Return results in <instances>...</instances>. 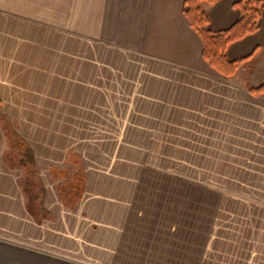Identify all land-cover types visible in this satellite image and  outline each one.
Here are the masks:
<instances>
[{
    "label": "crops",
    "instance_id": "1",
    "mask_svg": "<svg viewBox=\"0 0 264 264\" xmlns=\"http://www.w3.org/2000/svg\"><path fill=\"white\" fill-rule=\"evenodd\" d=\"M234 1L201 3L210 30L235 21ZM182 5L87 0L82 10L71 5L65 27L64 20H27V0H0V112L32 147L45 188L36 210L26 170L5 159L8 137L0 123V264H264V94L248 90L264 81V0L257 30L225 50L228 60L251 54L230 76L203 59ZM81 12L87 13L82 26ZM81 70L102 78L108 101L115 99L102 107L119 108L125 142L144 141L141 150L158 151L164 141L167 156L180 143H193L182 145L196 150L185 156L231 158L222 177L141 180L128 170L133 165L116 160L93 179L64 139H48L64 150L42 149L27 135V108L34 122L61 124L48 111L58 108L51 100L63 104L73 95ZM123 147L137 156V146ZM70 158L85 177L73 205L39 172L46 166L52 179ZM219 165L217 159L212 166Z\"/></svg>",
    "mask_w": 264,
    "mask_h": 264
},
{
    "label": "rangeland",
    "instance_id": "2",
    "mask_svg": "<svg viewBox=\"0 0 264 264\" xmlns=\"http://www.w3.org/2000/svg\"><path fill=\"white\" fill-rule=\"evenodd\" d=\"M86 2L87 0H27V20L39 23L43 21H52L59 22L60 24L64 20L63 24L65 23V27H70L71 5L77 4L82 10V8H85ZM83 15H85L84 18H82ZM80 16L81 19L79 21L82 26V24L87 21V13L81 12ZM39 23H36L37 27L40 26ZM41 27L42 30L45 29L44 26ZM39 29L40 28H31L28 31L35 32L39 31ZM83 30L84 29L80 30L81 55L87 51L86 45L82 46V42L86 41V39H83ZM66 31L67 30H65V32ZM81 64L83 65L82 60ZM80 72V84H74L73 95L65 97L63 104L62 102L51 100L54 104H57L58 108L49 109L48 111L55 118L53 120H58L61 124L49 125V123L43 124L41 122H34L28 115L29 111L27 108V135L39 139L33 142L39 144L42 149L51 148L53 150H64L57 142L54 141L51 143V141L48 140L56 138H61V140L64 139L65 144L69 148L82 154L84 166L93 179L96 178L95 174H98L100 170L111 168L109 166L114 165L116 160L126 165H133L132 167L128 166V170L135 171L136 176L141 180H217L222 177L223 172L221 171L226 166L225 162H229L231 158L185 156V152L190 153L196 150L186 151L185 147H182V145L191 144L193 146V143H180V149L178 147L174 150L170 149L171 155L167 156L166 153L168 151L164 141L160 143V149L158 151L141 150L139 148V143L146 145L147 142L144 141L125 142L122 137L125 136L126 133L123 134V132H121V130H124L125 126L120 122L119 108L116 107L117 109H115L111 107L108 109L102 107V105L105 104L111 106L115 104V99L113 97L111 101H108L110 94L104 90L105 87L102 85V78L99 79L98 77L94 78L87 76L86 70H81ZM92 79L93 84L89 83ZM100 83L101 85H98ZM46 101L45 104H51L49 101ZM22 114L26 113L23 111ZM179 128H181V126L177 125V134ZM40 135H43V137L40 138ZM58 140L59 139H57V141ZM125 143L137 146V148L133 149L137 153L136 157H129L123 147ZM58 146H60V148H58ZM153 152H157L156 155L152 154ZM15 155L16 152L11 151L13 161H17ZM217 159L220 165L216 167L212 166L216 165ZM71 160L72 158L66 161L63 160L61 162V168L63 169L59 173H54L55 175L51 176L52 179L48 177L47 167L40 166L39 172L42 175L45 185L53 189L57 184H61V187L64 186V190H66V186L70 183L72 186H75L78 176L77 173H75L77 165ZM234 163H239V158L235 160ZM135 173L130 174L135 175ZM31 180L36 181V178L31 177ZM24 183L26 182L24 181ZM41 199L42 197L39 196L36 200H33L36 210L41 208Z\"/></svg>",
    "mask_w": 264,
    "mask_h": 264
},
{
    "label": "trees",
    "instance_id": "3",
    "mask_svg": "<svg viewBox=\"0 0 264 264\" xmlns=\"http://www.w3.org/2000/svg\"><path fill=\"white\" fill-rule=\"evenodd\" d=\"M213 1L215 0H183L182 13L188 24L198 33L201 39V56L203 59L220 73L230 76L235 72L238 63L249 58L251 54L236 60H228L225 56V50L230 43L240 40L247 34L257 30L262 0H235L232 6L238 10V17L228 27L217 31L209 29L207 13L201 7L202 2L210 3ZM250 70L249 68L247 73H249ZM248 90L251 93L264 94V81L255 86H248ZM0 123L8 137V149L5 152V159L26 170L24 178L26 182L25 188L27 187L26 192L31 204H34L33 200H36L39 196H44L45 188L37 176L33 149L17 133L1 112ZM11 151L16 152L15 156L17 157V161H13ZM71 161L77 165V170L75 171L78 175L77 183L75 186H72L70 183L66 186V190H64V186L61 187V184H58L60 198L62 202L67 205H73L77 201L81 195L85 181L83 168L79 161H76L75 158H72ZM57 172L59 173L61 170L56 169L54 171V173ZM54 173L52 174L53 176L55 175ZM31 177H35L36 181L31 180Z\"/></svg>",
    "mask_w": 264,
    "mask_h": 264
}]
</instances>
